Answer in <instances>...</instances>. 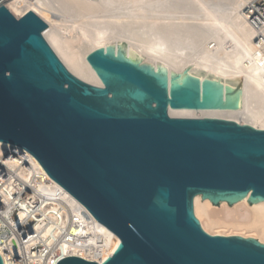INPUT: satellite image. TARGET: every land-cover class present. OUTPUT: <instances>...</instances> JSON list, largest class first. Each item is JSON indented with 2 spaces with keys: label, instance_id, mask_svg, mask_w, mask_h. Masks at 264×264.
<instances>
[{
  "label": "water",
  "instance_id": "water-1",
  "mask_svg": "<svg viewBox=\"0 0 264 264\" xmlns=\"http://www.w3.org/2000/svg\"><path fill=\"white\" fill-rule=\"evenodd\" d=\"M29 12L0 5V142L33 156L120 244L102 264H264V245L210 236L193 212L201 195L230 206L264 201V130L168 109H241V77L190 65L180 74L126 44L86 58L102 87L72 75ZM0 264H3L0 256ZM55 264H97L61 257Z\"/></svg>",
  "mask_w": 264,
  "mask_h": 264
},
{
  "label": "bare ground",
  "instance_id": "bare-ground-1",
  "mask_svg": "<svg viewBox=\"0 0 264 264\" xmlns=\"http://www.w3.org/2000/svg\"><path fill=\"white\" fill-rule=\"evenodd\" d=\"M16 19L31 12L67 70L102 87L86 58L96 49L126 44L180 74L193 65L222 79L241 77V109H168L171 118L222 119L264 130V0H0ZM256 6V9L253 7ZM258 14L256 10H260ZM254 16L260 21L258 24ZM0 256L3 264H55L79 257L102 264L119 238L45 173L26 151L0 142ZM233 205L193 198V212L210 236L264 245V201Z\"/></svg>",
  "mask_w": 264,
  "mask_h": 264
},
{
  "label": "built area",
  "instance_id": "built-area-1",
  "mask_svg": "<svg viewBox=\"0 0 264 264\" xmlns=\"http://www.w3.org/2000/svg\"><path fill=\"white\" fill-rule=\"evenodd\" d=\"M254 9H256V6H254L253 7ZM261 10H262V7H261V9L260 10H256V12L259 14L260 12H261ZM261 17V21H262V18L264 19V17L263 16H260ZM254 19H255V21L259 24L260 23V21L254 16ZM2 175V172H1V169H0V176Z\"/></svg>",
  "mask_w": 264,
  "mask_h": 264
}]
</instances>
